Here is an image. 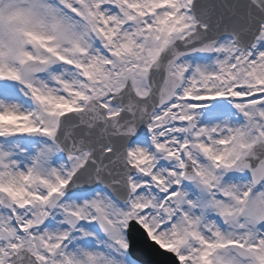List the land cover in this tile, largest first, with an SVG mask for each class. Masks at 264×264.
I'll use <instances>...</instances> for the list:
<instances>
[{"label": "snow or ice", "instance_id": "1", "mask_svg": "<svg viewBox=\"0 0 264 264\" xmlns=\"http://www.w3.org/2000/svg\"><path fill=\"white\" fill-rule=\"evenodd\" d=\"M0 264H264V0H0Z\"/></svg>", "mask_w": 264, "mask_h": 264}]
</instances>
